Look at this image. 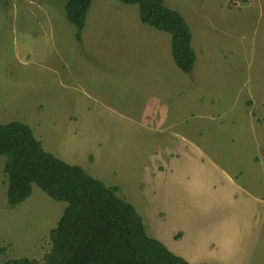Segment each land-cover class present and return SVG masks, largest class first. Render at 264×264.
<instances>
[{
    "label": "crops",
    "instance_id": "obj_1",
    "mask_svg": "<svg viewBox=\"0 0 264 264\" xmlns=\"http://www.w3.org/2000/svg\"><path fill=\"white\" fill-rule=\"evenodd\" d=\"M96 6L92 0L85 27L89 32L92 29L87 25L88 16ZM13 35L12 44L8 45L5 53L0 51L3 54L0 53V56L6 62L13 60L19 75L30 68L37 85L30 84L29 88L21 89L23 82L16 79L14 88L18 90L19 99L5 100V108L0 110V114L11 103L21 102L23 93H36L33 102L49 107L48 125L41 119L42 130L51 136H59L64 148L61 153L56 152L54 146L59 142H52L51 136L39 135L34 124L32 130L36 139L39 140L37 136L44 139L55 154L50 153L40 141L47 152L68 164L82 167L97 179L115 181L120 188L125 185L128 189L123 195L137 210V203L141 200L154 205L169 200L171 212L180 209L186 214L189 210L185 209L187 204H203L206 209L198 220L203 221L201 225L197 224V227H202L198 240L202 248L203 239L215 238L219 250L212 249L211 255L202 258H207V262L200 264H264V183L260 182L261 174L253 175L250 170V159L262 146L256 133L255 153L244 150L242 146L238 149L236 143L246 137L243 122L249 120L254 124L257 118L264 116V88L258 87L255 92L247 93L244 102L247 106L250 101L252 104L238 115L234 113L231 102L227 101L231 90L238 84H243L239 92L244 89L248 76L243 74L242 77L238 67L223 70L224 63L208 69L206 65L209 62L202 53L196 56L192 74L202 68L206 76L202 81L194 82L190 80L192 74L184 73L174 58L175 66L170 59L163 57L157 44L134 46L136 51L130 52L127 42L111 34L113 38L105 42L110 49L106 53L103 52L102 41H84L90 56L88 59L80 53L79 47L72 52L66 51L53 36L44 48L36 50L29 46L32 55L29 57L23 51L28 48L18 41L17 33ZM260 36L264 40V28ZM218 41H223L221 34ZM12 45L21 51L12 52ZM154 48L156 50L151 55ZM248 65L251 66L252 62ZM252 69L264 75L263 63L260 62L256 68L252 66ZM237 77L242 78L235 81ZM138 81L145 83L147 94L152 92L144 101H140L144 89L138 85ZM142 102L147 105L139 111L138 104ZM74 104H77L79 114H73L71 118L79 117L80 121L66 124L70 115L64 116L63 112ZM247 112L251 113L249 119L243 117ZM162 130L165 131L160 132ZM110 140L120 146L126 155L141 157L146 162L148 167L145 168L143 180L137 183L132 178L123 177L109 164L115 156V148ZM177 141H180L179 147L161 148L163 144ZM227 147L230 148L229 155L239 154L236 160L224 156L227 155L224 150ZM72 152L78 157L95 153L96 161L77 165V160L70 155ZM89 158L93 159L91 156ZM255 159L260 161L257 156ZM228 164L234 167L233 172L228 170ZM93 169L107 174L101 178ZM243 170L248 172L247 187H242L234 178ZM262 175L264 177V172ZM133 182L141 186L139 194H130ZM250 182L253 185L260 183L263 192L256 194L249 186ZM191 217L194 218L193 209ZM159 220L161 226L165 227L166 220ZM149 223L155 228L154 238L163 242L174 254L183 257L177 249L179 240L173 239L174 234L182 236L183 231L161 228L156 218Z\"/></svg>",
    "mask_w": 264,
    "mask_h": 264
},
{
    "label": "rangeland",
    "instance_id": "obj_2",
    "mask_svg": "<svg viewBox=\"0 0 264 264\" xmlns=\"http://www.w3.org/2000/svg\"><path fill=\"white\" fill-rule=\"evenodd\" d=\"M93 2L97 6L91 10L87 21V25H90L92 32L84 29L81 38L83 43L88 40L93 42L94 39L102 41L104 53L110 51L105 46V42L113 38L111 34L127 42L130 52L136 51L134 46H155L157 44L163 57L166 60L170 59L175 66L171 52L172 36L169 33L158 31L143 24L140 20L139 6L126 5L118 0H93ZM65 4L66 0H0V51L5 53L8 45L12 44L15 38L12 33H17L18 41L28 48H24L23 51L29 57L31 55L29 46L30 48L33 46L36 50L44 48L45 43L52 41L50 38L56 36L55 40L62 45L63 49L72 52L79 47L80 53L89 59L90 56L85 45L82 50L80 41L76 36L77 28L66 17ZM164 4L166 7L179 12L186 20L192 33V45L196 56L201 53L206 56L209 62L206 65L208 69L217 68L218 65L224 63L223 70L238 67L242 77L243 74L248 76L245 80L247 84L244 89L239 92L243 84H238L235 89L231 90L230 98L227 101L234 106L235 114H243L252 104L250 101L247 106L244 102L247 93L250 91L255 92L258 87L264 88V75L259 70L252 69V66L256 68L260 62L264 64V40L260 36L261 30L264 28V0H248L246 4L240 3L237 6L233 5L232 0H164ZM220 34L223 36L221 43L218 41ZM10 50L12 52L21 51L19 48H15L14 45L10 47ZM155 50V48L152 50L151 55L154 54ZM91 52L93 54V51ZM109 62L111 63V59H109ZM249 62H252L251 66L248 65ZM205 76L203 69L200 68L192 74L190 80L200 82ZM242 77H237L235 81H239ZM16 79L22 80L23 87L21 86V89L29 88L30 84L37 85L32 78L30 68L19 75L13 60L6 62L0 56V110L5 108L3 106L5 100L8 102L19 99L18 90L14 88ZM138 85L144 89L140 101H144L148 95H152V92L147 94L144 82L138 81ZM36 96L37 94L34 92L23 93L21 102L11 103L0 114V123L9 124V122L19 121L31 128L35 124L36 129L39 130V135L51 136L49 132L43 131L40 126L41 119H43L46 126L48 125L49 107L43 103L33 102V98ZM170 101L167 100L166 102ZM146 105V102L139 103L138 110L142 111ZM73 114H79L77 104L65 108L63 115H70V118L66 120V124L80 121L79 117L71 118ZM250 115L251 113L247 112L243 117L249 119ZM134 116L137 117L138 114H134ZM243 127L245 128L243 133L246 137L236 141L238 149L242 146L244 150L255 153L257 147L255 133L258 135L262 148L252 155L250 170L253 175L261 174L260 182L264 183L262 175L264 172V116L257 118L254 124H251L249 120L243 122ZM37 137L52 154H55V151L61 153L64 150L57 135L51 136L52 142H59L54 146L55 151L45 144L44 139L40 136ZM218 140L222 143L219 137ZM136 141L138 143L140 141L138 136H136ZM110 143L115 148V156L113 160L109 161V164H112L113 168L123 177L134 178L136 181L143 180L145 168L148 167L146 162L141 157L126 155L125 151L114 144L112 140H110ZM180 145V141H177L174 144H163L161 148L167 150ZM224 150L227 153L224 156L230 157L232 161L239 156L237 153L229 155V147ZM70 155L77 160V165L96 161L95 153L83 155L82 157L76 156L74 152ZM90 156L93 159H90ZM255 156L259 157L260 161H256ZM5 162L6 159L0 157V249H6L5 254H0V264L13 258H30L43 262L52 247L49 233L57 227L67 204L51 199L38 186L34 185L30 198L14 207L10 206L8 204V189L5 184ZM227 168L231 172L234 171V167L229 164ZM93 172L100 177L107 174L98 172L96 169H93ZM247 176L248 172L243 170L234 175V178L240 182L242 187H247ZM101 180L108 188L118 187L120 190L118 195L127 201V197L123 195L128 189L125 185L120 188V185L115 181L104 178ZM249 184L256 194L263 192V186L260 183L253 185L250 182ZM127 186L129 187V185ZM140 188L141 186L138 187L136 182H133L129 192L131 195L135 192L139 194ZM36 189L38 191H35ZM196 204L192 202L187 204L185 209L189 208V210L186 214L180 209L171 212L168 208L169 200H162L156 205L141 200L137 203V212L143 219L148 235L152 238L155 237V228L149 222L155 220V218L159 224L161 223L159 219L166 220V226L163 227L160 224L161 228L183 231L184 236L179 234L173 236L174 240H179L177 242L178 252L189 263L200 264L207 262V258H202L211 255L213 253L212 249L219 250V246L215 238H210L203 239L202 248L204 250L201 248L198 232L202 227H197V224H202L203 221L198 220L205 214L206 207L203 204ZM192 209L194 210L193 219L191 217ZM207 242L210 244L206 245Z\"/></svg>",
    "mask_w": 264,
    "mask_h": 264
},
{
    "label": "trees",
    "instance_id": "obj_3",
    "mask_svg": "<svg viewBox=\"0 0 264 264\" xmlns=\"http://www.w3.org/2000/svg\"><path fill=\"white\" fill-rule=\"evenodd\" d=\"M138 5L141 21L172 36L177 66L191 74L196 64L192 33L183 16L164 0H118ZM92 0H66L65 14L82 33ZM0 157L6 158L8 204L26 201L38 186L51 199L66 203L57 227L50 231V251L43 262L30 258L8 259L3 264H190L158 239L148 235L134 205L108 188L82 167L68 164L47 152L30 126L0 123ZM6 249L1 248L0 254Z\"/></svg>",
    "mask_w": 264,
    "mask_h": 264
},
{
    "label": "clouds",
    "instance_id": "obj_4",
    "mask_svg": "<svg viewBox=\"0 0 264 264\" xmlns=\"http://www.w3.org/2000/svg\"><path fill=\"white\" fill-rule=\"evenodd\" d=\"M239 1V2H238ZM248 0H232L233 5H239L240 3L246 4ZM88 14V13H87ZM87 19V18H86ZM186 21V20H185ZM86 24V23H85ZM74 25V24H73ZM75 26V25H74ZM76 27V26H75ZM86 27V26H85ZM39 141V140H38ZM43 146V145H42ZM59 159V158H58ZM63 161V160H62ZM67 163V162H66ZM89 174V173H88ZM96 178V177H95ZM137 210V209H136ZM138 211V210H137Z\"/></svg>",
    "mask_w": 264,
    "mask_h": 264
},
{
    "label": "bare ground",
    "instance_id": "obj_5",
    "mask_svg": "<svg viewBox=\"0 0 264 264\" xmlns=\"http://www.w3.org/2000/svg\"><path fill=\"white\" fill-rule=\"evenodd\" d=\"M134 179V178H133ZM137 183H138V181H137Z\"/></svg>",
    "mask_w": 264,
    "mask_h": 264
}]
</instances>
